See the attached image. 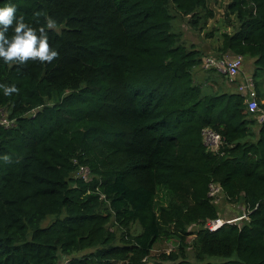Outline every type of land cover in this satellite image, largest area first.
I'll use <instances>...</instances> for the list:
<instances>
[{"label": "trees", "instance_id": "16d2710c", "mask_svg": "<svg viewBox=\"0 0 264 264\" xmlns=\"http://www.w3.org/2000/svg\"><path fill=\"white\" fill-rule=\"evenodd\" d=\"M12 2L34 25L54 19L60 56L0 63V85L17 89L0 88L14 121L0 125V264H264V120L218 75L196 78L204 55L172 30V11L193 27L212 17L208 0ZM228 13L238 27L215 55L254 58L264 110V0H229ZM212 182L247 216L209 230ZM162 239L175 247L150 259Z\"/></svg>", "mask_w": 264, "mask_h": 264}, {"label": "rangeland", "instance_id": "374dc122", "mask_svg": "<svg viewBox=\"0 0 264 264\" xmlns=\"http://www.w3.org/2000/svg\"><path fill=\"white\" fill-rule=\"evenodd\" d=\"M229 2V0H208L209 6L213 9V16L208 17L206 21H201L199 19L198 26H191V24L188 21V17L182 16L180 14H177L175 11H172L175 16L172 19V30L175 32H179L182 36V41L184 44H187L186 46H189L191 42H193L195 45H193L195 48L199 49L203 55H215L216 49L214 43L217 41V43L222 39V33L223 32H233L238 27V22L234 14L228 13V15L225 14L226 10V4ZM58 30V28H55ZM205 48H201V47ZM243 66H246V69L255 77L257 81H260L263 79V71L256 70L255 65L253 62H251V59H254L252 57L243 56ZM253 63V64H252ZM254 65V66H253ZM251 69V70H250ZM200 64L198 66H195L193 68L192 74L195 75L196 78L202 79L203 75L209 73L208 75H218V80L221 82L220 85L224 86L227 91H232V88L234 89V86H237L238 79H234L231 81V83H234L235 85H227V82L224 80V78L219 75V73L216 71L217 69H210L209 71H203ZM199 74V76H197ZM239 76V75H238ZM228 81V80H227ZM230 82V81H228ZM231 88V89H230ZM261 90L264 91V83L262 85ZM90 175L86 173V176L83 177L85 179H88ZM216 207L218 209V215L224 219L226 218H234L231 213H245L246 208L244 206V203L242 201H239L237 203H229L224 198L223 194L220 195L219 200H214ZM227 212V213H226ZM50 220V218L46 219L44 221V224L47 223ZM206 225V224H205ZM204 225V226H205ZM191 230H197L199 228V225L192 224L188 226ZM119 233V231H118ZM191 238V236L189 237ZM175 247V244L173 241L169 240H158L151 250L150 259L155 258L160 252H169L171 249ZM187 259L190 262L196 263L193 260L192 252L190 247L187 248Z\"/></svg>", "mask_w": 264, "mask_h": 264}, {"label": "clouds", "instance_id": "9594fccd", "mask_svg": "<svg viewBox=\"0 0 264 264\" xmlns=\"http://www.w3.org/2000/svg\"><path fill=\"white\" fill-rule=\"evenodd\" d=\"M17 5L12 0H0V63L23 68L29 61L52 64L59 56L56 46H50L49 30L55 25L53 18L46 19L47 27L33 24L17 14ZM5 95L16 92L14 85H0ZM9 161L10 156L0 157Z\"/></svg>", "mask_w": 264, "mask_h": 264}, {"label": "built area", "instance_id": "2783aa9c", "mask_svg": "<svg viewBox=\"0 0 264 264\" xmlns=\"http://www.w3.org/2000/svg\"><path fill=\"white\" fill-rule=\"evenodd\" d=\"M243 58L244 57L241 54H224L222 56L211 54L204 55L200 62V66L204 70H210L214 68L217 69L216 71L221 74L226 80L230 81L229 83H231V81H233L237 77L243 65ZM236 90L243 96L247 110L250 113H256L257 121L262 122L264 120V110H260L259 108L253 79L247 78L243 82L237 83ZM13 122L14 121L12 119H8L6 117V113L4 112V110L0 109V125L9 127L12 126ZM201 135L203 143L207 147V149L213 152H217L219 150L222 143V137L218 132L210 127H204L201 130ZM79 172L82 177H85L86 173H88V168L85 166H80ZM222 192L223 191L219 184L214 182L210 183L208 194L213 198V200H219L220 195L223 194ZM246 216L247 214L243 213L238 217L242 218ZM235 218L236 217L224 219L219 216L218 218L208 220L206 222V226L209 228V230H215L223 223L233 222Z\"/></svg>", "mask_w": 264, "mask_h": 264}, {"label": "crops", "instance_id": "0c3cea01", "mask_svg": "<svg viewBox=\"0 0 264 264\" xmlns=\"http://www.w3.org/2000/svg\"><path fill=\"white\" fill-rule=\"evenodd\" d=\"M222 40V39H221ZM221 40L217 43V41L214 43V45H215V48L214 49H216V47L217 46H219V44L221 43ZM192 44H194L193 42H191ZM195 45V44H194ZM201 48H205V47H201ZM254 61V59H251V62H253ZM253 64V63H252ZM254 66V65H253ZM251 70V69H250ZM203 71H209V70H203ZM209 73H207V74H205V75H203V77H209L210 75H208ZM239 75V76H238ZM238 75H237V77H236V79H238V83H240V82H243L244 80H246L247 78H251L252 77V73H251V71L249 72L247 69H246V66H243V67H241V69H240V71H239V73H238ZM197 76H199V74L197 75ZM252 79V78H251ZM227 85L228 86H230V85H235L234 83H227ZM231 89V88H230ZM258 89V88H257ZM232 91H235V92H237V90H236V86H234V89L232 88ZM260 90H259V97H261V95H260ZM264 97V96H263ZM263 100H264V98H262ZM227 213V212H226ZM234 215H236V216H238L239 214H237V213H234ZM235 217V216H234Z\"/></svg>", "mask_w": 264, "mask_h": 264}, {"label": "water", "instance_id": "95a60500", "mask_svg": "<svg viewBox=\"0 0 264 264\" xmlns=\"http://www.w3.org/2000/svg\"><path fill=\"white\" fill-rule=\"evenodd\" d=\"M240 219H241V218L236 217V218L234 219V221H235V222H239Z\"/></svg>", "mask_w": 264, "mask_h": 264}, {"label": "bare ground", "instance_id": "6f19581e", "mask_svg": "<svg viewBox=\"0 0 264 264\" xmlns=\"http://www.w3.org/2000/svg\"><path fill=\"white\" fill-rule=\"evenodd\" d=\"M201 81V80H200Z\"/></svg>", "mask_w": 264, "mask_h": 264}]
</instances>
